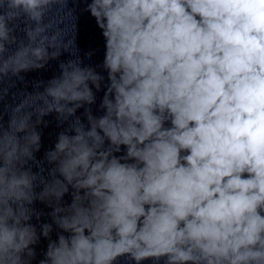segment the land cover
<instances>
[{
  "label": "clouds",
  "instance_id": "clouds-1",
  "mask_svg": "<svg viewBox=\"0 0 264 264\" xmlns=\"http://www.w3.org/2000/svg\"><path fill=\"white\" fill-rule=\"evenodd\" d=\"M53 61L0 113V264H264V0H0V102Z\"/></svg>",
  "mask_w": 264,
  "mask_h": 264
},
{
  "label": "water",
  "instance_id": "water-1",
  "mask_svg": "<svg viewBox=\"0 0 264 264\" xmlns=\"http://www.w3.org/2000/svg\"><path fill=\"white\" fill-rule=\"evenodd\" d=\"M72 6L71 3L69 5ZM84 3L81 2L78 5L77 14L79 15L78 21V33H77V44L81 49V55L84 52L89 50H94L95 54L92 59L86 60L85 63L91 64L93 66L99 65L102 63L104 56V40L101 35L100 30L97 28L94 18H92L87 12H83ZM19 35H23L20 33ZM67 54L61 57V59H67ZM57 71V62L53 61L49 65V69L47 71L40 72H30L25 75L26 83L17 82L16 87L10 89L9 95L5 98L3 102H0V113H4L5 122L8 119V115L6 113L5 105L12 104V93H16L19 91H33L32 82L38 79H47L52 76ZM46 120L49 121V126L47 128L41 127L42 131V141H43V149L39 155H43V151L53 147L56 134L61 129L57 127V122L54 116L45 117ZM38 207H42L38 205ZM43 248V245H41ZM123 264V262H122ZM143 264H151L150 261L143 262Z\"/></svg>",
  "mask_w": 264,
  "mask_h": 264
}]
</instances>
